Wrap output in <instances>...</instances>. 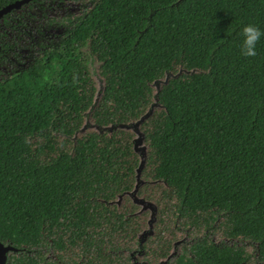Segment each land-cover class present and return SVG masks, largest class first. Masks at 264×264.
<instances>
[{
    "label": "trees",
    "instance_id": "obj_1",
    "mask_svg": "<svg viewBox=\"0 0 264 264\" xmlns=\"http://www.w3.org/2000/svg\"><path fill=\"white\" fill-rule=\"evenodd\" d=\"M16 1L0 0V10ZM15 12L0 21V242L16 248L8 264L168 258L169 211L194 224L226 217L227 236L256 242L264 261V36L247 56L243 35L250 24L264 32V0H95L24 68L1 32L14 29ZM92 61L104 80L98 99ZM180 70L197 72L155 92ZM149 112L138 195L157 206V229L141 241L148 213L128 196L141 159L121 126ZM87 119L114 130H83ZM48 244L53 259L42 254ZM173 264L251 263L242 248L202 239Z\"/></svg>",
    "mask_w": 264,
    "mask_h": 264
},
{
    "label": "rangeland",
    "instance_id": "obj_2",
    "mask_svg": "<svg viewBox=\"0 0 264 264\" xmlns=\"http://www.w3.org/2000/svg\"><path fill=\"white\" fill-rule=\"evenodd\" d=\"M95 0H38L32 5H27L16 11L13 15L14 20L11 24L14 29H2L4 39L11 44H15L17 54L21 56V60L17 61L18 66L24 68L29 61L34 57L42 55L43 48L53 47L58 43L65 33L64 24L71 17H79L82 14L92 9ZM19 22H21L19 24ZM4 71H9L8 67L3 68ZM89 69L98 87L97 99L101 96L104 88V80L98 73V64L92 61L89 64ZM197 71L180 70L177 74L167 73L162 80H158L152 84L155 92H158L164 84L170 79L176 78L180 75H190ZM158 107L157 102L153 108ZM152 108V109H153ZM148 114V113H147ZM142 120V119H141ZM141 120L124 125L121 128L130 130L135 134V150L140 159L145 144L143 142L140 126ZM95 130L98 132L110 133L114 130L113 127L100 128L87 121L84 124L83 130ZM139 188L142 186L138 182ZM132 202L137 205L142 213H148L145 230L139 234V239L145 241L152 232H155L157 227L155 223L150 224L152 215L156 213L158 208L155 203L146 200L138 195V189L128 193ZM137 201V202H136ZM143 201V202H142ZM169 211L168 217L164 219V234L161 237L173 241L172 249L168 258H158L155 255L147 257L143 254L136 253V262L138 264H173L176 257L188 250L196 241L205 239L217 245H229L239 247L245 250L249 256L251 264H264L259 257L258 244L252 240L244 238H230L225 232L226 217L216 216L215 221H211L207 225L203 218L195 221L193 217L180 218L177 213L172 214ZM136 247V246H135ZM42 254L48 259L55 258V251L52 250L51 245L48 244L46 248L42 249ZM127 255L133 256L132 251H127ZM135 260V259H134Z\"/></svg>",
    "mask_w": 264,
    "mask_h": 264
},
{
    "label": "water",
    "instance_id": "obj_3",
    "mask_svg": "<svg viewBox=\"0 0 264 264\" xmlns=\"http://www.w3.org/2000/svg\"><path fill=\"white\" fill-rule=\"evenodd\" d=\"M33 0H19L16 1L12 4L7 5L6 7H4L3 9L0 10V21L3 20V17L9 13H11L14 10H19L21 7L31 3ZM151 114V112H149L148 114H146L142 120L141 123ZM124 126V125H123ZM121 126V127H123ZM124 129V128H122ZM127 130V129H126ZM142 139L144 140V137L141 133ZM144 142V141H143ZM134 145H135V140H134ZM135 149V146H134ZM136 152V150H135ZM137 153V152H136ZM145 160H146V147L145 150L142 153L141 156V161H140V166L137 170V184L135 189L139 190V186H138V182L141 183V185L143 184V181L140 180V174H141V170L144 167L145 164ZM137 202V201H136ZM143 202V201H142ZM155 218H156V213L154 212V214L152 215V219L150 220V224L152 225V222H155ZM149 235V234H148ZM16 251V248L13 247L12 245H6L4 243L0 242V264H8L9 261V257L12 253H14Z\"/></svg>",
    "mask_w": 264,
    "mask_h": 264
},
{
    "label": "clouds",
    "instance_id": "obj_4",
    "mask_svg": "<svg viewBox=\"0 0 264 264\" xmlns=\"http://www.w3.org/2000/svg\"><path fill=\"white\" fill-rule=\"evenodd\" d=\"M243 35L245 37V44L247 46V51L245 55L247 56H254L256 55L255 52V45L257 41L260 40L262 36H264V32H262L258 27L255 25H248L243 29Z\"/></svg>",
    "mask_w": 264,
    "mask_h": 264
},
{
    "label": "flooded vegetation",
    "instance_id": "obj_5",
    "mask_svg": "<svg viewBox=\"0 0 264 264\" xmlns=\"http://www.w3.org/2000/svg\"><path fill=\"white\" fill-rule=\"evenodd\" d=\"M33 1H34V0H33ZM33 1H32V2H33ZM32 2H31V3H32ZM29 4H30V3H29ZM29 4H27V5H29ZM27 5H25V6H27ZM31 5H32V4H31ZM23 7H24V6H23ZM21 8H22V7H21ZM21 8H20V9H21ZM14 11H18V10H14ZM4 17H5V16H4ZM3 27H4V29H6L5 26H3ZM1 32H3V31H1Z\"/></svg>",
    "mask_w": 264,
    "mask_h": 264
}]
</instances>
